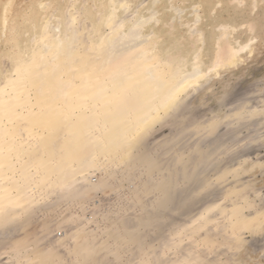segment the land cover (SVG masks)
I'll use <instances>...</instances> for the list:
<instances>
[{
    "label": "bare ground",
    "instance_id": "obj_1",
    "mask_svg": "<svg viewBox=\"0 0 264 264\" xmlns=\"http://www.w3.org/2000/svg\"><path fill=\"white\" fill-rule=\"evenodd\" d=\"M124 1L125 3H123ZM130 1L131 0H120V1L110 0L104 6V10L108 14H106L107 17L105 16L106 17L104 18L105 20L104 19L102 20L101 18L100 20H102L103 22L105 21V25L107 26H111L112 24L115 25L114 30H113L114 28L113 25L111 28L109 27L111 29L109 32L110 36L113 37L112 34H115L116 36L118 35L116 38L117 43L116 45H114V47H112L113 45L109 47V45L107 46V44H105L106 41L108 40L107 36L109 35H104L101 32L99 25L96 23L93 24V32H96L98 35L96 37L93 36L94 38H91L92 36L89 37V40L91 41L92 44L94 43L99 44V45H96V47H100L101 45L103 46L102 49L100 48L101 51H96V52L97 53L99 52L98 54L102 57V58L100 57V59H103V58L105 59V61L102 60L104 62H101V63L97 62V64L95 62L96 61L95 59L92 62L85 60L83 58V55L77 50L78 47L82 46L80 44L85 41L82 40L80 41L81 43H77L75 40L74 41H70V40L66 41V39L64 40L63 35L61 34L64 28L63 26H65L67 23L65 24V20L62 17H57V18L53 17L51 18L50 22H48L46 25L43 24L44 26L42 25L40 27L37 26L32 36L25 43L20 42L19 36L23 35L24 33H27V34L29 33V23H30L29 18H27L26 16H22V18L19 19V17L18 16L15 17V14H13L11 11H9L7 15L4 16V18H2V21L0 23V31L1 32L4 31L3 37L6 39L7 42H9L8 43L9 50L6 52V55H7V59L9 60L8 62L9 65H11L10 70H9L11 74L6 77L4 75H0V80L3 79L2 83L0 82V240L3 239L4 237H7L11 233L14 226H16L18 219L21 217H24L28 211L35 209V211L41 212L44 210L45 207H47V205H44L46 202H54L55 204L57 202H64L66 204L67 202H70V201H74V200L76 201L78 197H81V195L83 194L86 188L87 190L88 188L95 190L102 185L101 184L102 182L105 183V181H108V178H109V181L115 182V183H112L114 184L113 186H115L117 182V187L115 188H118L119 193H117L118 191L116 192L117 189L116 190L114 189L115 192L114 193H112L113 191L111 192L112 197H114V201H109L112 204L108 203L106 208H104L100 212L98 211V208H97L96 215L98 216L92 217V221H90L92 224V226L90 227L91 229L87 230V234L91 233L90 236H92V233L94 234L96 233L98 238L100 237L102 243L104 244L100 247L97 245L94 246L95 242L92 241L94 237H91L92 240L82 237L84 240H82V242L80 241L81 236L78 230H80V227H82L81 226L82 223H83L82 225H84V222H83L84 220L82 221L80 225H76L75 228L72 227L73 233L71 232L72 234L70 235L74 237L77 241L74 244H72L73 247L71 246L72 247L71 249H73V251L76 252L74 255L75 257L72 256V258L74 257V261L76 260L75 262L77 264H82L81 261L85 259H88V260L92 259L91 260L92 263H88L86 261L87 262L86 264H100L102 260V255L105 253L107 254V256L108 255L112 256L114 254V256L116 257H115V263L113 264H120L119 261H116V259H118L117 256L124 253L125 251L129 249L125 245L117 247L118 244L115 245L114 244L115 241L112 242L113 237H115V235L113 236V233L116 234V232H118L120 234V232L123 233L124 231V233L132 234L131 230L133 231V229L135 228H133L134 225L130 224L131 220H128V219H132L130 217L128 219L127 218L122 219L124 216L121 215L122 221L118 223L114 220L113 218L114 216L110 218L106 215L109 214L107 212H111V211H113L112 214L114 213L122 214V212L126 210V209L124 210V208H126L125 206L128 203L129 204L127 205V210H126V212L129 213L128 215H130V213L138 214V215L142 213L145 216L144 217L142 215L144 217V220L146 219L147 221L149 220L150 222V223L148 222V225H149L148 230L161 233V230L165 228L167 229V226H168V228L171 231L169 230V233L165 235L162 233L161 234L159 233V236H157L158 235L157 234L156 235L157 237L151 240L152 247L150 250H153L152 252H146V253L143 252V251L149 250V249L147 250L148 247L145 243L146 247H142L141 249L142 252L141 253L139 252L140 254L137 255L136 260H133L134 258L131 259L134 261L133 263H131V261H129L128 259L125 261V264H136V263L137 264H168L170 263L168 262V260L172 258V259H175L176 261V259H179V257H181L180 254H184V253H185V256L187 255L189 257H185L183 255V258L182 259L180 258L181 259L180 261L188 260L186 262L187 264H198V258L197 260H192L191 258V256H194V254L196 253L195 248L198 249L197 246L196 247L192 246L191 240L189 239L191 233L195 232V231L194 232L192 231L197 228L200 230H203L201 228H204L205 226L207 227L208 224L213 222L214 220L220 219V221H223L227 219L228 221H230L229 218L230 219L233 218L234 220V217L236 218L237 214L239 215L238 212L241 213V209L238 208V205L240 203H236L232 205L231 209L227 212V214H224V215L222 214L221 211L217 210L219 207L215 203H210L203 208L200 207L198 209L196 207L197 209L195 208L196 210H194L193 216L190 217L191 215L186 207L187 205L185 202H183L187 198L184 200L182 199L183 196L182 198H180V196H181L182 191L185 194H187V192L191 190L190 184L191 182H194V180L190 181V183L188 184L184 183L185 185L183 189H181L182 187L180 188V186L178 185L180 183H177V179L181 174L179 173V170L178 172H176L174 167L173 168L168 167L166 169L168 170V177L166 180H163V183L161 185L162 189L160 188L156 190L155 188V190L154 189L149 190L150 187L148 188L147 186H150L152 184L150 182V185H148L146 181H148L151 176L155 177L156 175V173H154L155 172L154 169H156L155 166H157L159 162H162L161 159L166 158L165 154L167 153L165 152V148L171 147V146L175 147L177 149V152L175 151V153H177V155L180 156L182 154L181 153L182 148H183L182 146L186 142H188V140L191 139L192 137H189L188 135H186L185 134L186 132L181 134L182 130H184L182 127L181 128L182 130L181 132H179V134L175 132L173 133L172 131L175 130L173 129L172 131H170V134H169L170 138L167 137L166 135V137L169 138L167 143H165L164 140H161V142L164 141V144H161L160 142H158L157 144L159 143L160 144L159 145L156 144L155 146H152L151 149L148 148V145H146L145 139L149 135L157 132V131H154L155 129L153 128L154 125L156 126L160 125V123L163 121L165 123L166 120L168 122H171L170 120H172L173 113H175L174 114L175 116L177 113L182 114L184 116L185 115L195 116V114H199V115L203 114L206 117V119L203 120L204 122L201 120L202 123L199 129L200 128L202 129L203 127L205 128L206 126H208L211 122H214L215 121L214 119L217 118L215 116L219 113L220 114L224 113L226 114V116L228 115L227 117L229 120V121H222L221 125H225V124L234 125V123H236L237 121L239 122L240 120L238 118L239 116H241L240 107H242L241 113L245 114L243 116V119L251 122L252 125H253L252 121L248 120V118H250V115L248 114H250L252 111L255 112L258 110H262L263 112L260 114V116L258 115V117H260L258 123L262 125L261 123L264 122V76L262 77L261 81L258 82L257 80V82L251 83L250 87L248 88L243 87L242 83H240L238 79L234 78L235 80H234V85H233L232 90L221 93L220 95L221 99L215 102L213 101L210 107L205 108V109L203 108L206 106L205 102L207 98L206 96L199 97L200 96L199 90L200 89L206 90L207 85L211 83L210 81L213 75L210 71L214 72L217 68H222L225 65V62L227 61H228L227 64H230L229 61L233 60L231 59V58H234L233 55L237 56L238 51H243L244 49L248 48V46L250 45V42H249L250 40L246 44L244 45L242 44L243 46L239 45L238 47L240 50H236V53H233V54L231 53L230 57L228 56L229 53L228 55L225 53L222 57H219V56L216 57L215 61H213V64L209 66L208 68H206L208 69L206 70V72L211 73L208 76V74L204 71V65L201 64V60H200L201 56L203 55L200 49H201V46L205 45V42L203 41L202 37L199 36L197 40H195L194 44L191 45V49L189 51L190 55L192 56L191 63H188L187 62L188 60L185 59V55H184L185 52L182 53L183 56L182 55L180 56L181 62L180 61L172 62V58L170 57L169 52L165 50L164 48H163L164 50H161L162 48L161 46L164 43L163 38H160L158 35H155L154 32L153 34L152 32L151 34L149 32V34L145 36V40H143L144 38H141L142 36H140L142 33V30L145 29L146 26L150 24L154 26L156 22L158 21L160 13L157 10V5L159 1L154 0V2H152L154 3V7L152 8V10L149 12L148 15H144L142 13L143 12V6H142L143 1L138 2L136 5L134 4V6L131 5ZM6 2H9V1H6ZM3 5H5L4 2H3ZM117 5L119 6L118 10L116 8ZM33 8H34V4H32V1L29 2L27 6L25 7V10H27L25 12H27V15H29V17L30 16L33 17V13H34ZM165 9H169V11H172L173 7L169 5L168 7H165ZM174 10L175 12L178 10L180 11V8H176L175 6ZM116 16H118L117 19H116ZM177 16L179 17V15ZM142 20H144V22H142ZM131 22L132 24L128 27L127 25L130 24ZM19 24L22 26H20ZM16 26L21 27L22 29L19 31L17 35L14 33L15 31L13 30ZM223 27H227V28L232 27L233 30L230 29L231 31H236L238 29L237 26H234V24L227 25L224 23L220 25V29H222ZM235 28L236 30H234ZM222 30H220V33L222 32ZM195 32L196 34L197 33L200 34V31L198 32L195 31ZM65 33L63 34L66 35ZM188 33L193 34V30L189 31ZM71 34L74 36L75 35L74 31ZM221 34L223 35L221 37H224V36L226 37L228 35L230 36L231 34L235 35L237 33L227 32L225 34L223 33ZM74 38L75 36L73 37V39ZM62 39L64 40V43L60 45L59 43L60 41H62ZM81 50L83 51L85 49L83 48ZM87 51L89 50L87 49ZM223 61L225 62L223 63ZM113 73L116 75L119 74L120 77L117 78ZM224 74H227V73H225L224 71ZM224 74L220 75L222 77H219L220 79L218 80L217 85L215 83L216 87L220 86L219 83L224 82L229 78L228 75H224ZM216 87L215 88L213 87L214 89L210 88V90L214 91ZM178 107H179V110L177 109ZM180 108H182L181 111H180ZM236 109H239V110L235 111ZM193 119L194 118H192L191 120ZM157 121H160V123L158 122V124H155L157 123ZM242 121H240L238 124H241ZM245 124L246 126L248 125L247 123ZM241 125H238V126L240 127ZM252 125L249 124V126H252ZM236 126H237V123H236ZM236 126L234 125V127ZM215 127H216V124H215ZM222 127H225V126H221V128ZM226 128H229V127H226ZM213 129L215 130L217 128H213ZM194 130L193 132H196ZM224 130L225 128L222 130L223 133H224ZM257 133L259 136L258 139L259 138L261 139V137L264 136V134H259L258 131ZM228 134L230 133L228 132ZM192 135L194 138V134ZM215 136L216 135H214V137ZM227 136H230V135H227ZM254 136L256 137V135H253V137ZM232 137H233V134H232ZM158 138L160 139L161 137H158ZM250 140L251 139H249V141ZM245 141L244 143L246 144ZM155 142L157 141H154L152 144H154ZM203 143H204V140H203ZM249 143H253L252 140ZM210 144H212V142ZM237 144L240 145V143H237ZM262 145L264 144L262 143ZM194 146H195L194 148H197L198 146L202 148L200 143H197V142L196 144H194ZM205 146H206V143H205ZM235 147L237 148V145ZM251 147L253 146H250L248 148H251ZM175 148H172L173 151ZM238 148H240V146H238ZM229 150H232V149H229ZM249 150H252V149H249ZM168 153H169V150H168ZM221 153L223 152L221 151ZM248 153L249 152H247V155L245 156H248ZM237 154L238 153L236 152V156H238ZM210 156L209 155H206L205 157L202 156L201 159H200V156L194 157L195 159L194 162L198 161L199 159H200V162L201 161L206 162L207 158H209ZM219 158H221L220 155H219ZM224 158H227L228 160L227 156H225ZM242 159H244V157ZM242 159L239 162H242L243 161ZM153 161L155 163H153ZM194 162L193 164H190V165H187V163L184 165L179 164L177 165V168L184 167L187 170H193L195 168ZM243 162H245V160ZM259 162L260 161L258 160L257 163ZM201 163H200V166H201ZM254 163L256 164V162ZM227 165H230V164L228 163ZM209 166H211V164ZM234 167L235 166H233V168ZM225 168L226 167H224L223 169ZM127 170L130 175L129 174L125 175L124 171H126L127 173ZM205 170H203V172ZM238 171L239 170H237V172ZM262 172H258V173L262 174ZM94 173L98 174L96 176L97 178H95ZM152 173H154L155 175H153ZM244 173H247V172H244ZM160 174H158L157 176H160ZM235 175L234 177H236ZM239 176L241 177V175ZM154 177L152 178L153 180H154ZM161 177H163V175ZM183 177L187 179V173L183 174ZM236 178L237 180H239L238 179L239 177H236ZM158 179H156V181H158ZM124 180H126V183H122ZM153 180H151L152 183H154ZM196 180H198L197 177L195 181ZM232 180L229 181L231 182V184H232ZM214 181L211 180V182H214ZM225 181H228V180H225ZM179 182H183V179L182 181L179 180ZM222 184L224 185L223 182ZM107 185L110 186L111 184L107 183ZM209 185H211V183ZM110 187H112V185ZM202 187L203 186H201V188ZM208 188L209 187L206 188L207 189L206 191H208ZM235 188H238V186ZM145 189H147L145 198L143 199L142 197H139L137 198L135 202L137 204L135 205L130 204L132 199H134L133 197L135 196L134 193L137 194L139 192L138 194L140 196L141 195L140 192L145 191ZM192 190H194V188ZM240 190H242V188ZM206 191H204L203 193L207 194ZM199 194L203 196L202 193H198V195ZM207 195L209 197L210 194H207ZM262 197H264V195ZM239 200L241 201V199ZM259 200H262V198ZM144 202H148V207L150 206L151 210L147 208L145 209ZM249 206H252V205H249ZM249 208H253V206ZM177 214H181V218H177L178 216ZM101 215H102V219L100 220L99 216ZM250 215L251 214H249L248 216ZM140 216H137V217L140 218ZM4 217L7 218L5 221H3ZM77 217L79 216L77 215ZM256 218H257L255 220L256 224L242 225L243 229L242 228L241 229L242 230L246 229L248 230L247 231L248 233L249 232L253 233V229L255 228V226L260 225L264 222V215H260ZM83 219H84V216H83ZM101 221L103 222L102 224L100 223ZM59 223H60L59 225L60 227L63 221ZM230 223L232 224L233 221H230ZM99 224H101V227ZM77 226H80V227H77ZM119 227H121L122 230L118 229ZM82 229L81 231H83ZM144 229L146 228H143V230ZM181 230L188 231V232L185 231V233H187V236H189L188 239L190 240V243H188L189 242L188 240L186 244L184 243V241L183 243H178V245L175 244L177 245V247H173V248L166 247V246H169V244L168 245L166 244L167 242L171 241V237H175L173 236L174 233H176L175 231L181 232ZM205 231H207V228ZM208 231H210V228L208 229ZM63 233L64 232L59 233L60 236ZM185 233H183V235ZM96 235L94 236L96 237ZM170 235L172 236L170 237ZM234 235L235 234H233V236ZM239 235H242V233ZM225 236L226 235H224L223 237ZM231 236L232 235H230V237ZM124 238H127V236ZM138 238H140V235L139 237L137 235V239ZM193 239L194 237H192V241ZM227 239L229 240V238ZM227 239L225 238V240ZM186 241L187 240H185V242ZM208 241H209V238H208ZM164 242H166V244ZM175 242L177 243V241ZM196 242H194L193 245ZM217 242L218 241L216 240V243ZM237 242L238 241H236L235 243ZM207 244L209 243H206L205 245L207 246ZM226 244H227V248L229 249L228 247L229 244L228 243ZM232 244L233 243H231V245ZM231 245H230V248H231L230 250H232ZM240 247L241 246L237 245L235 249L240 250L241 249ZM44 248L45 247H43L42 249L41 247L40 249L44 250ZM210 253H211V250H210ZM45 254H46V257H48L47 252L44 253V255ZM41 256L43 258L42 254L40 255V257ZM201 258L203 259L205 257H201ZM217 259L213 261L215 262L217 261ZM74 261L73 263L75 264ZM180 261L174 264H180L181 263ZM201 262L202 261L200 260L199 263ZM209 262L211 263V261ZM223 262L225 263V261ZM53 263L54 262L46 263V261L40 262L39 260L35 264H53Z\"/></svg>",
    "mask_w": 264,
    "mask_h": 264
},
{
    "label": "rangeland",
    "instance_id": "obj_2",
    "mask_svg": "<svg viewBox=\"0 0 264 264\" xmlns=\"http://www.w3.org/2000/svg\"><path fill=\"white\" fill-rule=\"evenodd\" d=\"M6 1H9V2H6ZM31 1H32V4H34L33 17L32 16L29 17V15H27V12H25V11H27V10H25V7ZM109 1L110 0H0V23L2 21V18H4V16H6L9 11H11L13 14H15V17L18 16L19 19H21L22 16H26L27 18H29V22H30L29 23V33L28 34L24 33L23 35L19 36L20 42L25 43L32 36V34H33V32L37 26L40 27L41 25L42 26L46 25L48 22H50L51 18H53V17H55V18L62 17L65 20V24L67 23L65 26H63L64 28H63L62 34H61V35H63L64 40L65 39H66V41H68V40L74 41L75 40L77 43H81L80 41H82V40L85 41V42H83L84 44L83 43L80 44L82 46L79 45L80 47H78L77 50L83 55V58L85 60L92 62L95 59L96 60L95 62L97 64V62L101 63V62L105 61L104 58L100 59L101 56L98 54L99 52L98 53L96 52V51H101L100 48L102 49L103 46L101 45L100 47H96V45H99V44H97V43L92 44L91 41L89 40V37L92 36L91 38H94L98 35L96 32H93V24L94 23L99 25L100 30L104 35L110 34L109 33L111 30L110 28L112 27L113 24L111 26H107V25H105V21L104 22L102 21L104 18L107 17L106 14H108V13L104 10V6ZM114 1H118V0H114ZM140 1H143L142 2V6H143V12L142 13L144 15H148L149 12L154 7V3H152V2H154V0H139V1H137V0L132 1L131 0L130 3H131V5L134 6V4L136 5ZM158 1H159V3L157 5V10L160 13L158 21L156 22V24L154 26H152L151 24L146 26V28L142 30V33L140 36H142L141 38H144L143 40H145V36H147L149 34V32H150V34H151V32H152V34L154 32L155 35H158L160 38H163L164 43L161 46L162 47L161 50L165 49L169 52L170 57L172 58V62L173 61L174 62L180 61L181 60L180 56L182 55V53L185 52V54H184L185 59L188 60L187 61L188 63H191V57L192 56L190 55L189 51L191 49V45L194 44L195 40H197V38L200 36L203 38V41L205 42V45L201 46V49H200L202 54H203L201 56L200 60H201V64L204 65V71L206 72V70H208L206 68H208L209 66H211L213 64V61H215L216 57H218V56L222 57L225 53L227 55L229 53L228 56L230 57L231 53L233 54V53H236V50H240L238 47L239 45L243 46L244 44H246L250 40L249 41L250 45L248 46V48L244 49L243 51H238L237 56L233 55L234 58H231L233 60L229 61L230 64H227L228 61L227 62L223 61V63L225 62V65L222 68H217L214 72L210 71L213 75L211 77V81H210L211 83H209L207 85L206 90L205 89L199 90V92H200L199 97L206 96V98H207V100L205 102L206 106L203 109L210 107V105H211V103H213V101L215 102V101L221 99L220 98L221 93L231 91L233 88V85H234V80H235L234 78L238 79L240 81V83H242V86L245 88L250 87L251 83L257 82V80H258V82L262 80V77L264 76V0H158ZM3 2L5 3L6 6L3 5ZM123 3H125V1ZM169 5H171V7H173V10H172L173 12L169 11V9H165V7H168ZM175 6H176V8H180V11L178 10L175 12V10H174ZM116 8L118 10L119 6L117 5ZM195 14H197V15H195ZM177 15H179V17ZM170 17H172L173 19ZM100 18L102 20H100ZM117 18H118V16H116V19ZM176 18H178V19H176ZM193 20H195V21H193ZM196 21H198V22H196ZM142 22H144V20H142ZM103 23H104V25H103ZM224 23L227 25H229V24L233 25L234 24V26H237L238 29L236 30V28H235L234 30H236V31H231V30H233L232 27L231 28L223 27L222 28L223 30H222V29H220V25H222ZM131 24H132V22L130 24H128L127 26L129 27ZM20 26H22V25H20ZM113 26H114V28H113V30H114L115 25H113ZM191 27H193V28H191ZM188 28H190V29H188ZM13 30L15 31L14 33L17 35L19 33V31L22 29H21V27L16 26ZM192 30H193V34L188 33L189 31H192ZM220 30H222L221 33H223V34H225L227 32H233V33L236 32L237 34H235V35L231 34L230 36L228 35L226 37L225 36L221 37L223 35L220 33ZM73 31L75 34L74 39H73L74 36L71 34ZM195 31H197V32L200 31V34H198V33L196 34ZM63 33H65L66 35H64ZM3 35H4V31L3 32L0 31V75H4L6 77V76H9L11 74V72H9L11 65H9V63H8L9 60L7 59V55H6V52L9 50V48H8L9 42L6 41V39L3 37ZM112 35H113V37L110 35L107 36L108 40L105 43V44H107V46L109 45V47L112 45H113L112 47H114V45H116V43H117L116 38L118 35L117 36L115 34H112ZM64 40L62 39V41H60L59 44L61 45L62 43H64ZM140 40H142V39H140ZM92 46H93V48H92ZM85 47H87V48H85ZM83 48L85 50L82 51L81 49H83ZM104 48H105V46H104ZM104 48H103V50H104ZM87 49L89 51H87ZM103 52H105V51H103ZM186 53H187V55H186ZM84 56H86V57H84ZM161 57H163V56H161ZM97 60H99V61H97ZM102 60H104V61H102ZM224 71L227 74H224ZM210 72L209 73L206 72L208 74V76L211 74ZM222 74L228 75L229 78L226 81L223 80L224 82L219 83L220 86L216 87L217 82L220 79L219 77H222V76H220ZM114 75L117 78L120 77L119 74H118L119 76L116 74H114ZM2 80H0L1 83H2ZM228 81H230V82H228ZM215 83H216V85H215ZM213 87L214 88L216 87V89L214 91L210 90V88L214 89ZM177 109L179 110V107ZM181 109L182 108H180V111H181ZM237 110H239V109H236L235 111H237ZM258 111H255V112L252 111L250 114L247 113L248 115H250L251 119L248 118V120L252 121V123H253V125H252L251 122L243 119V116L245 114L241 113L242 107H240L241 116H239L238 119H240L239 122L243 120L241 122L242 125L238 124L239 123L238 121L236 123H237V126L241 125L242 128H241V126L237 127L236 123H234V125L236 127H234L233 124L221 125L222 121H229L228 117H227L228 115L226 116V114H224V113L223 114L222 113L221 114L215 113V114H217L215 116L217 118L214 117L215 121L211 122L208 126H206L205 128L203 127L202 129L201 128L199 129V127H200L202 121L204 119H206V117L201 113H200L201 115L195 114V116H193V115L192 116H188V115L184 116V115L178 114V113L175 116L174 115L175 113H173L172 114V120H170L171 122H168L166 120L165 123H164V121L161 123H160V121H157V123H155V124H158V122L160 123V125H157V126L154 125L155 127L153 126V128H155L154 131H157V132L149 135L145 139L146 140L145 143H146V145H148V148H150V149L152 146H155L158 142H160L161 144H164V141H165V143H167L168 139L170 138V135H169L170 131H172L173 129H175L172 131L173 133L175 132V133L179 134V132H181V130H182L181 128L183 127L184 130H182L181 134L186 132L185 134L188 135L189 137H192V138L189 139L188 142L185 143L186 145L184 144L182 146L183 147L182 152H181L182 154L180 156H178L177 153H175V151L177 152V149L175 147H172V146L167 147L166 146L167 147V148H165V152L167 153V154H165L166 158L161 159L162 162H159L157 164V166H155L156 169H154L155 170L154 173H156V175L154 173H152L153 175H155V177L153 176L155 181L152 179L153 178L152 176L148 180L149 182L146 181L148 183V185H150V182L152 184L150 186H147L148 188L150 187L149 190H151V189L155 190V188H156V190L160 189L162 187L161 185L163 183V180H166L168 177V170H166V169L168 167H172V168L174 167L176 172H178V170H179V173L181 174L177 179V183H180L178 185L180 186V188L182 187L181 189H183L185 184H188V183H190V181L194 180V182H191V184H190L192 186V187L190 186L191 192L188 191L187 194L188 193L189 194L187 195L181 190L183 194L181 193V196H180V198H182V196H183L182 199H184V200L187 198L183 202H185L187 205L186 207H187L188 211L190 212V215H191L190 217L193 216L194 210H196L197 208L199 209L200 207L203 208L210 203H215L219 207L217 210L221 211L223 215L227 214V212L231 209V206L236 204V203H240L238 205V208L241 209V213L238 212L239 215L237 214V217L236 218L234 217V220H233V218L232 219L229 218L230 221H233L232 224L227 219L223 220V221H220V219L214 220L213 222L209 223L207 227L205 226L207 228V231H205L206 230L205 227H204L205 229L200 227L203 230H200L198 228L194 229L192 232H194V231L195 232L191 233V235H190V237L191 236L194 237L193 241H192V237L190 238L189 236H187V233H185V231L188 232L187 230H183V231L181 230V232L175 231L176 233L173 232L174 233L173 236H175V237H171L172 235H170V237H171L170 242L171 243L167 242L168 240L166 241L167 244H166V242H164L166 245L169 244V246H166V245H164V246L170 247V248L177 247L178 243H183V241H184V243L186 244L188 242V240L190 239L192 246L198 247V249L195 248L196 253L194 254V256H191L192 260H197V258H198V264H203V263L209 264L210 263L209 261H211V263L213 262L212 264H223L224 263L223 261H225L226 264H228L229 262H230L229 264H264V222L260 225H256L255 228L253 229V233H250V232L248 233L247 232L248 230H246V229L242 230L243 229L242 225H254V224H256V221H255L257 219L256 217H258L260 215H264V202H263L264 197H262L264 195V173H263L264 172V145H262V143L264 144V136H262L261 139L260 138L258 139L259 136L257 133V131H258L259 134H264V122L261 123L262 125H260V123H258L259 118H260V117H258V115L260 116V114L263 112L262 110H258ZM192 118H194V119L191 120ZM173 119L174 120L176 119V120L174 121ZM189 120H190V122H189ZM216 120H217V122H216ZM177 121H178V123H177ZM186 121H187V123H186ZM244 122L247 123L248 125L246 126V124ZM215 124H216V127H215ZM249 124L252 126H249ZM254 124L256 127L254 126ZM186 126H188V127H186ZM221 126H225V127H222L223 129L225 128V130H224L225 135L222 132L223 129L221 128ZM226 127H229V128H226ZM247 127H249V128H247ZM213 128H217L218 130L217 129L214 130ZM235 128H237V129H235ZM226 129H227V131H226ZM193 130L198 132V133L193 132ZM176 131H178V132H176ZM203 131H205V132H203ZM228 132L230 134H228ZM191 133L194 134V138H193V135ZM231 133L233 134V137H232ZM166 135L169 138H167ZM214 135H216V136L214 137ZM227 135H230V136H227ZM253 135H256L257 138L255 136L253 137ZM195 136L196 137L198 136L197 139ZM158 137H161V138L159 139ZM228 137H229V139H228ZM200 138H202V139H200ZM217 138H219V139H217ZM192 139H193V141H192ZM249 139H251L254 144L249 143V142H251V140L249 141ZM161 140H164V141L161 142ZM190 140H191V142H190ZM203 140H204V143H203ZM147 141H148V143H147ZM154 141H157V142L152 144ZM205 141H207L208 143ZM239 141H241V142H239ZM244 141L246 142V144L244 143ZM254 141H256V142H254ZM257 141L259 142V144ZM196 142L200 143L202 148L200 146H198L197 148H194L195 147L194 144H196ZM211 142H212V144H210ZM216 142H218V143H216ZM205 143H206V146H205ZM237 143H240V145H238ZM159 144H157V145H159ZM213 145H214V147H213ZM236 145H237V148L235 147ZM186 146H187V148H186ZM190 146H191V148H190ZM238 146H240V148H238ZM250 146H253L254 148L253 147L248 148ZM172 148H175L176 150L174 149V151H173ZM167 149L169 150L170 154L168 153ZM229 149H232V150H229ZM249 149H252L253 151L249 150ZM170 150L172 153L170 152ZM183 150H184V152H183ZM211 151L214 153V155ZM221 151L223 153H221ZM229 151L232 155L229 153ZM232 151H234V152H232ZM245 151L249 152L248 156H245V155H247V152H245ZM196 152L199 154H197ZM206 152H208V153H206ZM236 152L238 153L237 154L238 156H236ZM202 153H203V155H202ZM193 154H195V155H193ZM239 154H240V156H239ZM206 155H209V156L211 155L209 158H207V161L210 159L208 161V163H209V165L211 164V166L208 165L207 161L206 162L201 161L202 163L200 162V159L202 158V156L205 157ZM219 155L222 159L219 158ZM197 156L198 157L200 156V159L198 161L194 162V160H195L194 157H197ZM223 156L224 157L227 156L228 160H227V158H224ZM232 157H233V159H232ZM243 157H244V159H242ZM185 158H186V160H185ZM216 158H217V160H216ZM218 158H219V160H218ZM241 159L243 161L245 160V162H243V161H242L243 163L239 162V161H241ZM257 159L260 161L259 162L260 164L257 163L258 162ZM229 160L232 163H230ZM253 161L256 162V164ZM193 162H194L195 168L197 167L196 169L194 168L193 170H187L184 167L177 168V165H179V164L184 165L187 163V165H190V164H193ZM227 162L230 165H227L228 164ZM153 163H155V162L153 161ZM200 163H201V166H200ZM248 164H250V165H248ZM173 165H175V166H173ZM212 166H214V167H212ZM233 166H235V167L233 168ZM224 167H226V168L223 169ZM213 169H214V171H213ZM203 170H205V171L203 172ZM237 170H239L241 174L239 173V171L237 172ZM198 171H199V173H198ZM244 172H247V173H244ZM258 172H262L263 175L258 173ZM124 173H125V175L129 174L128 170H127V173H126V171H124ZM162 173H164V174H162ZM186 173H187V179H185L183 177V174H186ZM208 173H210V174H208ZM94 174H95V178H97L96 176L98 174L97 173H94ZM158 174H160V176H157ZM233 174L236 177H239L238 178L239 180H237V178L234 177ZM162 175H163V177H161ZM239 175H241V177ZM196 177L198 180L195 181ZM214 177H216L218 180ZM181 178L183 179V182H179V180L182 181ZM229 178H230V180H229ZM156 179H158V181L161 180V181H159L160 184L158 183V181H156ZM199 179H200V181H199ZM151 180H153L154 183H152ZM184 180H185V182H184ZM211 180L212 181L215 180V181L211 182ZM225 180H228V181H225ZM231 180H232V184H231V182H229ZM108 181H109V178H108ZM108 181H105V183L102 182L101 183L102 185L95 190H92L91 188H88V190H87V188H86L84 190L83 194L81 195V197H78L76 199V201L74 200V201L67 202L68 204L67 203L65 204L64 202H57L56 204L54 202H46L44 205H47V207H45L43 211L37 212V211H35V209L28 211L24 217H21L18 219L16 226H14V228L12 227L13 229H12L11 233L7 237H4L3 239L0 240V264H35L39 260H40V262L46 261V263L54 262L53 264H74L73 263L74 257H75L74 255L76 252L73 251V249H71V248L73 247L72 244H74L77 241L70 234L73 233L72 227L75 228L76 225H80L83 220H84L83 221L84 225H82L83 224L82 223L81 224L82 227L77 226V227H80V230H78L80 233V236H81L80 241L82 242V240H84L82 237L90 239V240H92L91 237H94L92 240L96 243V244L94 243V246L95 245H97L99 247L102 246L104 243H102L100 237L98 238L96 233L95 234L92 233V236H90L91 233L87 234V230L91 229L90 227L92 226V224L90 221H92V217L98 216V215H96L97 208H98V211L100 212L104 208H106L108 203L112 204L109 201H114V197H112V193H114L116 189H117L116 192L118 191V188H115V187H117V182H116L115 186H113L114 184H112V183H115V182H111V181L108 182ZM221 181L224 183V185L222 184ZM200 182H201V184H200ZM227 182H228V184H227ZM107 183L111 184L112 187H110L111 185L108 186ZM122 183H126V180H124ZM210 183H211V185H209ZM247 184H249V185H247ZM201 186H203V187L201 188ZM237 186H238V188H235ZM205 187L206 188L209 187L208 191H206L207 189ZM193 188H194V190H192ZM241 188H242V190H240ZM111 189H113V190H111ZM147 189H145V191H143V192H140L141 193L140 196L138 194L139 192L137 194L134 193V195H135V196H133L134 199H132V201L130 200L131 201L130 204H132V205L137 204L135 202H136L137 198H139V197H142L144 199L145 195L147 193L146 192ZM204 191H206L207 194H210L209 197L206 193H203ZM117 193H119V191ZM198 193H202L203 196L201 194L198 195ZM237 193H239L240 195ZM196 195L198 196V198ZM259 196H260V198H259ZM258 198L259 199L262 198V200H259ZM239 199H241V201ZM247 200L251 203H249ZM191 201H192V203H191ZM227 201H228V203H227ZM51 203H53V204H51ZM144 203H145L144 204L145 209L146 208L150 209V206L148 207V202H144ZM201 203L203 204V206ZM128 204H126V206H125L126 208H124V210L125 209L127 210ZM241 204L242 205L244 204L243 205L244 207ZM87 205H88V207H87ZM249 205H252L253 208H249V207H252ZM260 205H262V206H260ZM126 210L123 211L122 214H117V213L112 214L113 211H111V212H107L109 214L106 215L110 218L112 216H114L113 217L114 220L118 223L121 222L122 219H126V218L128 219L130 217L132 219H128V220H131L130 224L134 225L133 228H135V229L131 228V229H133V231L131 230L132 234L128 233L129 235L127 233H124V231H123V233L125 235L120 231H119L120 234L118 232H116V234L113 233V236L115 235V237H113L112 242L115 241L114 244L115 245L118 244L117 247L125 245L129 249V250L125 251L124 253L117 256L118 259H116V261H119L120 264H125V261L128 259H129V261H131V263H133L134 262L133 260H136L137 255H139L142 252L141 251L142 247H146L145 243L148 247L147 250L148 249L149 250L143 251V252H145V253L146 252H152L153 250H150L152 247L151 240L153 238L159 236V233H160V232H155V231L153 232L151 230H148L149 220L148 221L146 219L144 220L145 216L142 213H140L141 216L138 214L130 213V215H131L130 216V215H128L129 213H127ZM253 213H255V214H253ZM245 214H247V215H245ZM249 214H251V215L248 216ZM77 215L79 217H77ZM121 215L124 216L122 219H121V217H122ZM177 215H178L177 218H181V214H177ZM83 216H84V219H83ZM137 216H140V218ZM72 217H73V219H72ZM250 217H251V219H250ZM61 218H63V219H61ZM110 218H108V219H110ZM115 218H117L118 220ZM6 219L7 218L4 217L3 221H5ZM99 219L100 220L102 219V215L99 216ZM64 220H65V222H64ZM241 220H242V222H241ZM62 221L64 224L62 223L61 226L59 227V225H60L59 222H62ZM177 221H179V220H177ZM225 222H227V223H225ZM100 223L102 224L103 222L101 221ZM101 224H99L100 227H101ZM167 225H168V223H167ZM59 228H61V229H59ZM86 228H88V229H86ZM143 228H146V229L143 230ZM209 228H210V231H208ZM226 228H228V229H226ZM259 228H260V230H259ZM81 229L83 231H81ZM118 229L122 230L121 227H119ZM139 230H141V231H139ZM169 230L170 229L167 226V229L166 228L162 229L161 233L165 235V234L169 233ZM80 231L82 232V234L84 231H86V232H84V234L82 235ZM227 231H229V232H227ZM61 232H64V233L60 236L59 233H61ZM140 232H142V233H140ZM151 232H153V233H151ZM232 232H234V233H232ZM183 233H185V234L183 235ZM195 233H197V234H195ZM210 233L212 236L210 235ZM236 233H237V235H236ZM241 233H242V235H239ZM233 234H235V235L233 236ZM94 235H96V237ZM137 235H138V237L140 235V238L137 239ZM205 235H207V236H205ZM224 235H226V236L223 237ZM230 235H232L231 236L232 238L230 237ZM118 236H120L121 238ZM126 236H127V238H124ZM252 236H254V237H252ZM182 237H184L185 240H187V241L185 242L184 238H182ZM188 237H189V239H188ZM204 237H206V238H204ZM220 237H221V239H220ZM173 238H175V239H173ZM208 238H209V241H208ZM225 238L226 239L229 238V240L228 239L225 240ZM123 239L125 242L123 241ZM78 240H79V238H78ZM99 240H100V242H99ZM133 240H134V242H133ZM190 240L188 243H190ZM216 240L218 241L217 243H216ZM222 240L225 244L222 242ZM80 241H78V242H80ZM137 241H139V242H137ZM172 241H173V243H172ZM175 241H177V243ZM236 241H238V242L235 243ZM194 242H196L195 243L196 245L195 244L193 245ZM230 242L233 244L231 245ZM241 242H243V243H241ZM245 242H247V243H245ZM206 243H209L210 245L207 244V246H206L205 245ZM226 243H228V244L230 243L228 245L229 249L227 248ZM41 244H43V245H41ZM175 244H177V245H175ZM179 245H181V244H179ZM211 245H213V246H211ZM220 245H222V246H220ZM230 245L232 247V250H230L231 249ZM237 245L241 246L240 250L235 249ZM41 247H42V249H43V247H45L44 250L40 249ZM132 249H134V250H132ZM51 250H52V252H51ZM210 250H211V253H210ZM226 251H227V253H226ZM231 251H232V253H231ZM46 252H47L48 257H46V254L44 255V253H46ZM204 252H206V253H204ZM50 253H52V254H50ZM41 254L43 255L44 259L42 258V256L40 257ZM180 255H181V257H179V259H176V261H175V259H172V258L170 260H168V262H170L168 264H174L176 262L178 263V261H180L183 258V255L185 256V253L180 254ZM210 255H212V256H210ZM38 256L42 260L39 259ZM72 256H74V257L72 258ZM208 256H210V257H208ZM231 256H233V257H231ZM115 257L116 256H114V254L112 256L111 255L107 256V254L105 253L102 255V260H101L100 264H113V263H115ZM185 257H189V256L186 255ZM201 257H205V258H203L205 261ZM231 258H233V259H231ZM131 259H133V260H131ZM216 259L219 263L217 261H215V262L213 261ZM43 260H45V261H43ZM79 260H80V258H79ZM91 260L85 259V260H82L81 262H82V264H84V263L86 264L87 262L92 263ZM200 260L202 261L201 263H199ZM182 261H180L181 263L180 262L179 263L180 264H187L186 262L188 260H185L183 262ZM221 262H223V263H221ZM231 262H233V263H231ZM75 264H77V263L75 262Z\"/></svg>",
    "mask_w": 264,
    "mask_h": 264
}]
</instances>
